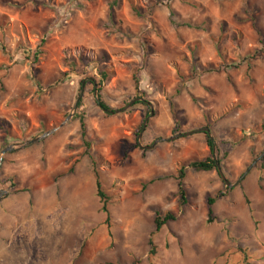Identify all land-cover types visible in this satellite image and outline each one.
<instances>
[{"label":"rangeland","instance_id":"374dc122","mask_svg":"<svg viewBox=\"0 0 264 264\" xmlns=\"http://www.w3.org/2000/svg\"><path fill=\"white\" fill-rule=\"evenodd\" d=\"M101 51L111 114L79 84ZM138 97L155 111L140 131L146 107L124 109ZM201 127L232 186L187 169L180 206L178 168L208 155L203 132L182 134ZM263 152L264 0H0V264H264V157L240 178Z\"/></svg>","mask_w":264,"mask_h":264},{"label":"trees","instance_id":"16d2710c","mask_svg":"<svg viewBox=\"0 0 264 264\" xmlns=\"http://www.w3.org/2000/svg\"><path fill=\"white\" fill-rule=\"evenodd\" d=\"M114 3H117V2L114 1ZM188 3L191 6H194V3H192V2H188ZM133 11L136 13L137 9L135 7H133ZM170 13L172 15L173 11L171 10ZM108 17L111 20H114V11H113L112 3L109 4ZM252 22H253L254 28L257 30V32L260 33V31L257 29V27L255 25V19H252ZM184 25L189 26L188 23H184ZM100 54H101L100 60L102 61V64H100L98 61L95 62L98 77L97 78L92 77L90 79H87L85 82L83 81L84 79H81L79 81V84H80V87H82V84H83V86L86 84H90L92 86L93 91L97 90L98 91V99L95 101L96 105L101 110L105 111L107 114H111V113H115L117 111V109H113L112 107H110L109 105H107L103 101L102 96H101V89H102V86L110 80V78L113 76L114 72L110 67H108L106 65V62L108 61V54L105 51H101ZM34 60H35L34 63H36L37 56L34 57ZM64 62H65V65L71 71L76 70V62L74 59L69 60L68 58H65ZM209 67H211V69L206 70L204 68L203 71H218L219 70V69H217V70L214 69L211 65ZM63 75H66V73H63ZM178 76L180 79L183 78L182 73H178ZM134 82H135V85L137 86V79L136 78H134ZM180 93H181V89L177 88L175 90L174 95H178ZM191 99L194 103L196 102L195 97L191 96ZM168 101H169V108H170V111H171L172 116H173V120H174L175 124H177V117H176L177 106L172 100H168ZM81 103H82V100L80 99V97H78L76 100V106L75 107L77 109H79L81 106ZM136 104H141V105L146 107L145 117H148L150 114V111L152 110L150 108L149 103H147L146 101H137V102H135L134 105H136ZM152 112L155 115V111L152 110ZM79 127H80V137H81V140L83 141V144L85 146V154L89 155L90 144L87 140L86 125H85L83 117H79ZM141 129H142V124L139 125L138 131H140ZM173 132H174V130H173ZM203 134L205 135V144L208 147V155L202 160L194 159V160L187 162V164L179 167L177 170V173L174 177V179L176 180L178 202H179L180 206H183L187 203V196H186V191H185V187H184V178L186 176V170L192 169L193 171H196V172H199V171L209 172L212 170L217 171V167L220 164V160L218 159L219 149H218L217 140H216L215 136H213V139H211L207 134H205V133H203ZM93 166H94V163H93ZM93 172H94L95 178H96V181H95L96 195L99 198V201L101 203V211L105 214V223L107 224V227L109 229L110 226L108 225V222L110 219V214L108 211V197L103 192L102 183L98 177L97 170L94 169ZM221 196H222V193L219 192L216 194L215 197H208L207 198L209 219L212 215V205L215 203L216 198L221 197ZM174 220H175V214L174 213L168 212L162 216L159 213H155V217L153 220L154 232L160 231V229L165 224H167L168 222H172ZM148 244L151 247L149 254L152 255L154 253V249H153V243H152L151 238L149 239ZM133 264H136V262H133Z\"/></svg>","mask_w":264,"mask_h":264},{"label":"water","instance_id":"95a60500","mask_svg":"<svg viewBox=\"0 0 264 264\" xmlns=\"http://www.w3.org/2000/svg\"><path fill=\"white\" fill-rule=\"evenodd\" d=\"M82 88H83V84H82ZM94 94H95V98H96V100L98 99V95H97V91L95 90L94 91ZM137 101H144V99L142 98V97H138V98H135V99H133L124 109H126L127 107H129L132 103H135V102H137ZM75 106H76V104H75ZM116 112H119V111H116ZM152 114H153V112H152V110L150 111V114H149V116L148 117H146V119H145V121H144V123L142 124V130L145 128V126H146V123H147V120L149 119V117H151L152 116ZM198 132H203V133H205V134H207L211 139H213V135L211 134V131H210V129L209 128H207V127H201V128H198V129H195V130H192V131H189V132H187V133H184V134H182L183 136L185 135H190V134H194V133H198ZM50 134V132H46V133H44L43 135H41L40 137H37V138H33V139H31V140H28L25 144H32V143H35V142H38L41 138H44L45 136H47V135H49ZM177 136H174V137H169V138H166V139H160L159 141H170V140H172V139H174V138H176ZM139 138H140V135H139ZM155 143H153V145H154ZM10 148L11 147H7L6 149H4L3 151H2V153L4 154V153H6L8 150H10ZM145 148H150V146H147V147H145ZM262 157H264V152L259 156V157H257L248 167H247V169H246V171L241 175V177L240 178H243L252 168H253V166L256 164V162L260 159V158H262ZM0 161H2V158H0ZM217 171H218V173H219V176H220V178L224 181V183L227 185V186H232V184H230L226 179H225V177H224V175H223V173H222V171L220 170V168H219V165H218V167H217ZM5 194L7 193V192H4Z\"/></svg>","mask_w":264,"mask_h":264},{"label":"crops","instance_id":"0c3cea01","mask_svg":"<svg viewBox=\"0 0 264 264\" xmlns=\"http://www.w3.org/2000/svg\"><path fill=\"white\" fill-rule=\"evenodd\" d=\"M128 60H130V59H128ZM132 60V59H131ZM130 62H133V61H130ZM184 74V73H183ZM184 75H186V74H184Z\"/></svg>","mask_w":264,"mask_h":264}]
</instances>
